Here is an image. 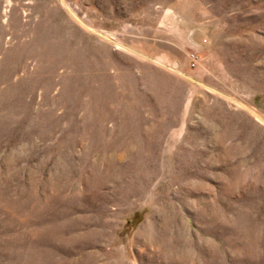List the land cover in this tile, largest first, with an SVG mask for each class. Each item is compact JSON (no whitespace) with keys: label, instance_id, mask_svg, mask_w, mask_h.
Masks as SVG:
<instances>
[{"label":"rangeland","instance_id":"rangeland-1","mask_svg":"<svg viewBox=\"0 0 264 264\" xmlns=\"http://www.w3.org/2000/svg\"><path fill=\"white\" fill-rule=\"evenodd\" d=\"M0 264H264V0H0Z\"/></svg>","mask_w":264,"mask_h":264},{"label":"built area","instance_id":"built-area-1","mask_svg":"<svg viewBox=\"0 0 264 264\" xmlns=\"http://www.w3.org/2000/svg\"><path fill=\"white\" fill-rule=\"evenodd\" d=\"M191 60H192V61L194 60L193 55L191 56Z\"/></svg>","mask_w":264,"mask_h":264}]
</instances>
